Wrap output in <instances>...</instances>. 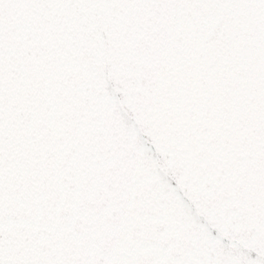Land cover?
<instances>
[{
  "label": "water",
  "instance_id": "obj_1",
  "mask_svg": "<svg viewBox=\"0 0 264 264\" xmlns=\"http://www.w3.org/2000/svg\"><path fill=\"white\" fill-rule=\"evenodd\" d=\"M0 264H264V0H0Z\"/></svg>",
  "mask_w": 264,
  "mask_h": 264
}]
</instances>
